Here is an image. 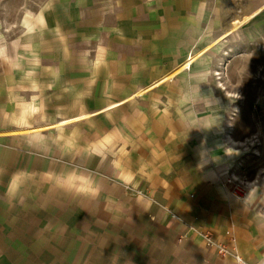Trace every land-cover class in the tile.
Segmentation results:
<instances>
[{
	"label": "rangeland",
	"instance_id": "rangeland-1",
	"mask_svg": "<svg viewBox=\"0 0 264 264\" xmlns=\"http://www.w3.org/2000/svg\"><path fill=\"white\" fill-rule=\"evenodd\" d=\"M0 45V264H172L80 213L42 156L83 102L176 85L211 159L264 195V0H0Z\"/></svg>",
	"mask_w": 264,
	"mask_h": 264
},
{
	"label": "crops",
	"instance_id": "crops-1",
	"mask_svg": "<svg viewBox=\"0 0 264 264\" xmlns=\"http://www.w3.org/2000/svg\"><path fill=\"white\" fill-rule=\"evenodd\" d=\"M159 91L165 100L128 96L96 107L76 105L67 118L47 125L58 137L42 156L53 158L80 213L131 234L154 256L172 264H237L239 255L264 264V195L239 191L233 163L212 158L198 168L195 147L216 137L205 129L210 118L187 112L176 85ZM229 139L233 145L244 140Z\"/></svg>",
	"mask_w": 264,
	"mask_h": 264
},
{
	"label": "clouds",
	"instance_id": "clouds-1",
	"mask_svg": "<svg viewBox=\"0 0 264 264\" xmlns=\"http://www.w3.org/2000/svg\"><path fill=\"white\" fill-rule=\"evenodd\" d=\"M194 154L198 158L197 167L201 168V166L203 165V167H204L205 164H206V161H208V159H206V157L211 159V155L210 154H212V152L210 150L204 148V147H201V145H197L195 147ZM219 159H220V157H219ZM254 183H256V182H252L248 186H250V185H252Z\"/></svg>",
	"mask_w": 264,
	"mask_h": 264
},
{
	"label": "built area",
	"instance_id": "built-area-1",
	"mask_svg": "<svg viewBox=\"0 0 264 264\" xmlns=\"http://www.w3.org/2000/svg\"><path fill=\"white\" fill-rule=\"evenodd\" d=\"M219 251L222 254L227 252L226 248H224L223 246H220ZM235 259H236L237 264H249L244 258H242L239 255H235Z\"/></svg>",
	"mask_w": 264,
	"mask_h": 264
},
{
	"label": "bare ground",
	"instance_id": "bare-ground-1",
	"mask_svg": "<svg viewBox=\"0 0 264 264\" xmlns=\"http://www.w3.org/2000/svg\"><path fill=\"white\" fill-rule=\"evenodd\" d=\"M64 122V121H63Z\"/></svg>",
	"mask_w": 264,
	"mask_h": 264
}]
</instances>
